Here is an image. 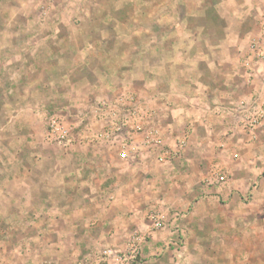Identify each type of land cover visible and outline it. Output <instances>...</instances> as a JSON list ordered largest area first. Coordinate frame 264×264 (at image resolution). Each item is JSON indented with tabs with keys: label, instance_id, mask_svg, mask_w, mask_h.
Instances as JSON below:
<instances>
[{
	"label": "rangeland",
	"instance_id": "obj_1",
	"mask_svg": "<svg viewBox=\"0 0 264 264\" xmlns=\"http://www.w3.org/2000/svg\"><path fill=\"white\" fill-rule=\"evenodd\" d=\"M263 28L264 0H0V264L132 234L139 264H264ZM100 165L134 172L121 243L45 205V168Z\"/></svg>",
	"mask_w": 264,
	"mask_h": 264
},
{
	"label": "crops",
	"instance_id": "obj_2",
	"mask_svg": "<svg viewBox=\"0 0 264 264\" xmlns=\"http://www.w3.org/2000/svg\"><path fill=\"white\" fill-rule=\"evenodd\" d=\"M133 173L130 167L123 165L118 167L100 165L91 169L47 167L45 205H70L75 208L71 213H67L64 208H56L54 211L50 209L48 213L53 215L55 212L58 220L67 221L68 224L73 222L71 231L80 228L88 231L89 236L99 235L110 238L111 244L118 241L121 243L124 236L121 232L126 231L128 224L134 219L128 207L137 206L138 202L134 197L136 181L129 176L125 177L126 174ZM96 249L99 248H93L88 252ZM59 251L62 249L59 248ZM16 253L17 251H12V254ZM22 258L12 256L9 264H24Z\"/></svg>",
	"mask_w": 264,
	"mask_h": 264
},
{
	"label": "built area",
	"instance_id": "obj_3",
	"mask_svg": "<svg viewBox=\"0 0 264 264\" xmlns=\"http://www.w3.org/2000/svg\"><path fill=\"white\" fill-rule=\"evenodd\" d=\"M264 32V28H263ZM248 57L250 61L264 63V35L252 38L248 45ZM51 136L58 132L59 127L54 121L51 122ZM121 158H126L125 153ZM162 160V159H160ZM161 229V224L155 222V230ZM143 238L139 234H132L126 237L125 249H115L112 247H103L90 251L67 264H139L138 257L141 252V242ZM41 264H58L55 262L45 261Z\"/></svg>",
	"mask_w": 264,
	"mask_h": 264
}]
</instances>
